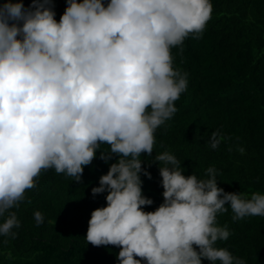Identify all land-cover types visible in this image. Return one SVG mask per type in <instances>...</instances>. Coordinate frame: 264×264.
<instances>
[{"label":"clouds","instance_id":"obj_1","mask_svg":"<svg viewBox=\"0 0 264 264\" xmlns=\"http://www.w3.org/2000/svg\"><path fill=\"white\" fill-rule=\"evenodd\" d=\"M65 2L59 22L54 0L0 4V236L15 238L13 209L42 172L80 183L100 151L105 163L118 159L91 189L94 199L107 195L91 212L86 244L119 248V264H246L215 246L231 235L217 216L230 209L233 222L264 217V194L226 193L214 167L206 178L186 177L171 152L156 154L149 167L158 165L163 203L143 210L153 200L142 192L141 175L152 177L141 155L153 154L157 129L188 87L172 49L202 38L211 0ZM225 139L216 130L206 146ZM33 215L44 223L40 211Z\"/></svg>","mask_w":264,"mask_h":264},{"label":"trees","instance_id":"obj_2","mask_svg":"<svg viewBox=\"0 0 264 264\" xmlns=\"http://www.w3.org/2000/svg\"><path fill=\"white\" fill-rule=\"evenodd\" d=\"M31 2L23 0L26 8ZM211 3V19L202 38L186 39L182 53L172 49L174 67L188 74V87L175 102L178 110L173 118L157 129L153 154L141 155L142 167L152 177L141 175L143 195L153 200L145 212L163 203L158 165L149 163L165 150L177 158L186 177L194 173L206 178V169L214 167L218 187L226 193L264 194V0ZM66 6L65 0H54L57 22ZM216 130L226 139L213 150L206 145ZM238 147L245 149L243 155ZM100 150L107 151V145ZM100 154L97 151L96 159L84 168L80 183L54 170L42 172L37 187L13 209L20 223L13 229L15 238L0 236V264H119V248L94 247L84 240L91 212L106 206L107 193L94 199L91 189L99 186L100 176L118 159L105 163ZM35 211L44 217L39 226ZM232 215L230 209L218 214V225L227 224L231 235L215 246L227 248L246 264H264V217L233 222ZM4 219L0 217V223Z\"/></svg>","mask_w":264,"mask_h":264}]
</instances>
